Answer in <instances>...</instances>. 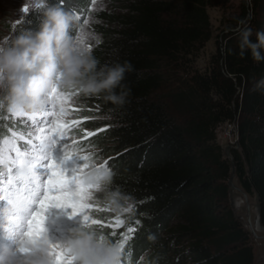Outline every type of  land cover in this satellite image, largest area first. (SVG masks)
Wrapping results in <instances>:
<instances>
[{
    "label": "trees",
    "instance_id": "16d2710c",
    "mask_svg": "<svg viewBox=\"0 0 264 264\" xmlns=\"http://www.w3.org/2000/svg\"><path fill=\"white\" fill-rule=\"evenodd\" d=\"M229 0H126L91 53L99 66L129 62L122 84L131 89L123 106L84 97L105 121L93 145L112 143L113 182L104 192L133 198L122 264H256L250 231L231 207V163L217 140V128L235 123L239 148H232L235 175L248 193L260 196L264 224V61L240 56L242 30L264 31V0H240L242 12L211 54L205 69L194 65L212 37L207 7ZM87 0H45L19 25L38 31L46 8L65 12ZM78 21V20H77ZM264 54V50H262ZM119 91V89L117 90ZM106 189V188H105ZM139 221V223H136ZM113 242L116 235L102 232ZM144 257L140 259V257Z\"/></svg>",
    "mask_w": 264,
    "mask_h": 264
},
{
    "label": "clouds",
    "instance_id": "9594fccd",
    "mask_svg": "<svg viewBox=\"0 0 264 264\" xmlns=\"http://www.w3.org/2000/svg\"><path fill=\"white\" fill-rule=\"evenodd\" d=\"M33 5H43L45 0H31ZM27 5V4H26ZM25 5V6H26ZM25 6L20 11L23 12ZM38 31L23 30L15 33L16 23L7 35H0V105L7 111L22 110L32 114L43 112L47 106V94L53 85L62 89H77L83 97H101L106 103L123 106L131 89L122 84L125 74L132 72L129 62L99 66L91 53L74 50V41L69 36L71 27H79L72 12L59 6L46 8ZM244 29L239 35L240 56L245 51L259 63L264 61V31L255 33ZM264 85L259 81L254 90ZM119 89V91H117ZM27 169H21L24 176ZM85 173L86 183L98 185V191L108 188L113 182L111 169L99 173ZM107 200L116 215L129 212L134 207L133 198L120 191L107 192ZM49 240L44 234L36 242L18 240L17 249H0V264H53L49 255ZM67 249L77 264H122L120 245L105 236L100 230L87 227L78 229L68 242ZM23 254V259L18 258Z\"/></svg>",
    "mask_w": 264,
    "mask_h": 264
},
{
    "label": "rangeland",
    "instance_id": "374dc122",
    "mask_svg": "<svg viewBox=\"0 0 264 264\" xmlns=\"http://www.w3.org/2000/svg\"><path fill=\"white\" fill-rule=\"evenodd\" d=\"M27 4L28 11L21 12L22 6ZM126 0H96L93 4L92 0H87L85 8H78L77 2L75 4H70V9L68 12L75 13V17L78 16L79 27H71L69 29V36L74 39L76 35L80 34L81 28L84 29L85 40L92 45V48L97 45L96 41L100 42L103 39V33L107 30L115 29V24L113 21L117 20L122 13H125ZM38 5H33L31 0H0V35H7L12 30V23L10 21H15L16 29L14 34L19 33L18 25L26 18L27 14L37 7ZM207 12L210 17L212 37L205 46L201 49L199 56L194 62V65L199 69H205L210 60L211 54L216 52L218 45H223L224 35L229 33V27L232 28L234 25V18L239 16L242 12V4L240 0H229L220 6L207 7ZM87 19L89 23L87 25L83 24V20ZM99 42V43H100ZM88 52V51H86ZM70 93H75L68 101V113L63 117V120L69 123H77L78 127L75 129H69L66 125L65 127L66 135L70 140H75L77 144H82L83 149L72 150L69 148L70 140L57 139L55 146L52 148L51 155L52 159L60 165V167L65 170V175H73L75 171H78L84 163L88 164V167L84 169L81 175L98 168L101 164L107 162V167L110 169V165L115 162V153L117 151L112 143H104L101 147H95L93 145V140L91 136H86L85 133L91 132L95 133L97 131L105 129L101 127L98 130H92L91 125H96L97 123L105 121L97 115V109H93L95 113L92 121L88 124L87 117H84V113L87 111H92V107L88 105V100L80 95L77 89H65ZM3 93H0L2 95ZM20 117L14 116L12 113L6 110L5 107L0 108V145H3L5 141L12 140L13 134H15V144L18 147L20 143L24 142L19 139V136L25 132V126L18 124ZM39 135V133H37ZM217 140L222 147L227 144L235 145L238 140V130L235 123L225 122L217 128ZM63 145L65 147L62 149ZM69 150L71 156L65 159V152ZM14 155V153H12ZM78 155H90L92 159L89 161H83ZM66 164L77 166L76 169L69 168ZM0 167L7 169V164H0ZM68 167V168H67ZM38 174H43L47 170L44 168H38ZM19 173V172H18ZM17 173V175H18ZM237 179V177H236ZM239 185L238 180L236 181ZM240 186V185H239ZM251 203L254 202V194H248ZM95 198H102L100 193L94 192ZM110 203L104 196V199L98 202V206L103 211L90 214L93 218L103 219L105 224L111 222L113 227H103L92 226L100 230L101 232L111 231L116 233V240L122 239L120 233H127V228L129 226V216L131 212L119 215L120 219L124 220V224L120 227H115V221L118 215L112 212ZM8 207L7 201L0 200V249L9 248L11 250L17 249V242L19 240L18 236H13L8 230V219L5 213V209ZM242 213H245V204L242 207ZM253 212L251 213V217ZM44 229L45 235H51L47 237L49 242L53 245L54 238L59 239L61 242V249L66 248L68 242L73 238L74 233L78 229H85V222L83 220V215H68L59 210L57 207L49 208L45 213ZM64 222V223H63ZM66 224V225H64ZM249 229L248 227H245ZM51 230V231H50ZM132 235V234H131ZM62 239V240H61ZM251 241L254 247V255L256 264H264V237L257 236L251 233ZM117 243V242H116ZM63 246V247H62ZM57 248L56 250H61ZM52 249H49L51 251ZM144 257L142 255L139 260ZM18 258L23 259V254L18 253ZM54 259V257H53ZM75 262V261H73ZM77 264V262H75Z\"/></svg>",
    "mask_w": 264,
    "mask_h": 264
},
{
    "label": "snow or ice",
    "instance_id": "6c2138e0",
    "mask_svg": "<svg viewBox=\"0 0 264 264\" xmlns=\"http://www.w3.org/2000/svg\"><path fill=\"white\" fill-rule=\"evenodd\" d=\"M92 3L95 4L96 0H92ZM27 11L26 5L24 12ZM73 15L75 16V13ZM76 18L79 19L78 16ZM88 23L87 19L83 20L84 25ZM73 41L74 50L91 52L92 45L85 40L83 27ZM99 42L97 40L96 44ZM73 95L75 93H70L54 84L47 94V106L43 112L28 114L22 110L9 111L21 118L18 124L25 126V132L19 136V139L24 142L17 147L15 134H13L12 140H7L0 145V164L8 165L6 170L0 167V200L7 201L8 207L5 213L8 219V230L13 236H18L19 240L36 242L41 239L45 233V213L52 207L70 208L73 215L82 214L86 227H113L111 222L105 224L103 219L93 218L90 215L104 210L98 206V202L104 199L107 188L98 191V185L86 183L85 174L81 175V173L88 164L84 163L78 171L69 176L65 175V170L52 159L51 151L57 139H69L62 125H66L69 129L78 127L77 123L63 120L69 111L68 101ZM2 107L0 105V108ZM85 135L92 136L94 133L88 132ZM69 148L82 150L83 145L70 140ZM71 156L73 155L67 150L65 159ZM78 156L85 162L92 159L90 155ZM38 168H44L47 171L38 174L36 171ZM21 169H27L26 175H17ZM107 169V162L96 168L95 179L99 180V173ZM94 192L100 193L102 198H95ZM132 210L133 208L129 212ZM123 224L124 220L118 216L114 226L120 227ZM135 231L134 227H128L126 234L120 233L122 239L117 243L123 253L125 244L132 238L131 234ZM111 234L116 235L115 232ZM59 247L49 243V249H52L49 255L54 257L53 264H73L74 257L70 254L71 250L62 248L57 251Z\"/></svg>",
    "mask_w": 264,
    "mask_h": 264
},
{
    "label": "water",
    "instance_id": "95a60500",
    "mask_svg": "<svg viewBox=\"0 0 264 264\" xmlns=\"http://www.w3.org/2000/svg\"><path fill=\"white\" fill-rule=\"evenodd\" d=\"M239 143L235 145L227 144L223 149V155L230 160L231 163V174L228 179L229 195L231 207L238 219L243 223L244 227H248L250 233L257 236L264 237V224L261 220V206L260 196L257 191L254 192V202L251 203L249 200L248 193L239 185H237L236 175L234 170V162L232 159L231 149L239 148ZM245 204V213H242V207ZM251 212L253 216L251 217Z\"/></svg>",
    "mask_w": 264,
    "mask_h": 264
},
{
    "label": "bare ground",
    "instance_id": "6f19581e",
    "mask_svg": "<svg viewBox=\"0 0 264 264\" xmlns=\"http://www.w3.org/2000/svg\"><path fill=\"white\" fill-rule=\"evenodd\" d=\"M69 168H73V169H76L77 168V166H75V165H70V164H66ZM67 167V168H68ZM59 210H61L62 212L64 211V213H66V214H68V215H73L72 214V210L70 209V208H67V209H64V208H58ZM252 213V212H251ZM64 223V222H63ZM64 225H66V224H64ZM48 229V228H47ZM47 229H45V231H47ZM49 230V229H48ZM51 231V230H50ZM47 236V235H46ZM47 237H51V235H48ZM62 240V239H61ZM53 242H54V244L55 245H58V246H60L59 248L61 249V242H60V240L59 239H55L54 238V240H53ZM63 247V246H62ZM73 264H76L75 262H73Z\"/></svg>",
    "mask_w": 264,
    "mask_h": 264
}]
</instances>
